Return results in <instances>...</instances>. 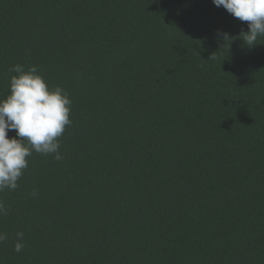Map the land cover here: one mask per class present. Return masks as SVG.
I'll list each match as a JSON object with an SVG mask.
<instances>
[{
    "label": "trees",
    "instance_id": "1",
    "mask_svg": "<svg viewBox=\"0 0 264 264\" xmlns=\"http://www.w3.org/2000/svg\"><path fill=\"white\" fill-rule=\"evenodd\" d=\"M242 30L212 0H0V97L22 64L72 101L62 159L0 191V264H264V36Z\"/></svg>",
    "mask_w": 264,
    "mask_h": 264
},
{
    "label": "clouds",
    "instance_id": "2",
    "mask_svg": "<svg viewBox=\"0 0 264 264\" xmlns=\"http://www.w3.org/2000/svg\"><path fill=\"white\" fill-rule=\"evenodd\" d=\"M212 3L247 22L248 30L241 33L247 46L256 45L257 38L264 36V0H212ZM217 35L229 38L220 30ZM8 71L14 73L9 78V92L0 97V191L18 187V180L28 167L27 158L33 152L61 160L59 138L72 123L69 93L60 86L50 87L37 66L26 68L16 64ZM9 131H15V136L9 138ZM0 213L6 214L2 203ZM16 235L14 250L20 252L24 247L20 242L23 233ZM6 238L0 233V242Z\"/></svg>",
    "mask_w": 264,
    "mask_h": 264
}]
</instances>
